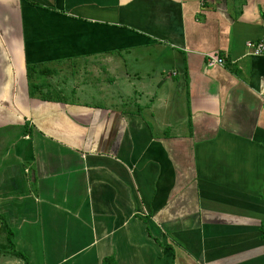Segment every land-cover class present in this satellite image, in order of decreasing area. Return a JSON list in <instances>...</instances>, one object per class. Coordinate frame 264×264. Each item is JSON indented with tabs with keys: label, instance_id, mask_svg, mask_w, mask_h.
Segmentation results:
<instances>
[{
	"label": "crops",
	"instance_id": "crops-1",
	"mask_svg": "<svg viewBox=\"0 0 264 264\" xmlns=\"http://www.w3.org/2000/svg\"><path fill=\"white\" fill-rule=\"evenodd\" d=\"M249 42L264 45V0H0V215L30 264H264V52ZM139 53L174 85L118 75ZM109 63L126 100L94 91ZM75 67L91 86L54 83ZM35 82L66 102L31 97Z\"/></svg>",
	"mask_w": 264,
	"mask_h": 264
},
{
	"label": "rangeland",
	"instance_id": "rangeland-1",
	"mask_svg": "<svg viewBox=\"0 0 264 264\" xmlns=\"http://www.w3.org/2000/svg\"><path fill=\"white\" fill-rule=\"evenodd\" d=\"M153 55H155L156 53L153 51L151 52ZM137 56L139 57L140 56V60L139 62L135 63L133 61V58H130V60L128 62H124L122 63V68L120 69L118 75L120 74V76L122 75V77L125 76V74H129V76H131L133 79V75L135 74V71H139L142 70L140 73L142 74H145V77H141V78H136L135 80L136 81H139L140 79H142V81L140 82V84H142L144 86L145 84V87L148 88V90L150 91H154V92H158L162 90V93L164 92L163 90V87L162 89H160V86H162L163 83L165 82H168L169 84H173L174 85V79L172 77H170V74L173 72V69H171V67H165V68H162V70L160 69L159 71H162L163 73L159 72H155V73H151V77H146V72L148 69H150V67L152 68H155L156 66V62L152 59L149 61H147V58L144 57L145 54L144 53H139L137 54ZM143 56V57H141ZM121 66V65H120ZM119 66V67H120ZM106 67V70L105 71H98L99 72V75L101 76V80H96V82H100L98 83L99 85L101 86H98V85H92L90 84V82L94 81L95 80V76H92L89 78L90 76V71H88V74L85 76V75H81L79 72H80V69H78V67H75V70H73V72L70 71V69L68 70V68L65 69V73L62 74L61 77L59 78H54V83H58L59 84V81H63V79H71V74H75L73 77V81L77 82L79 84V82L83 81V80H86L88 81V85H92L93 88H94V91H95V87H97L98 89H103L104 91H107L109 93H105V97L110 100H114V102L120 100V99H127L129 98V96L131 95H128L126 92L123 91L122 87H119V86H116V84L113 86V85H110L108 82L105 81L106 80H110L111 78H115L114 76H112V73H111V70H112V65L109 63L108 66H105ZM90 68V67H89ZM77 69L79 70V72L77 71ZM165 69V70H164ZM90 70V69H88ZM164 70V71H163ZM115 74V73H114ZM93 75V74H92ZM95 75V74H94ZM119 80H121V82H125V86H126V79H121V78H118ZM104 83H103V81ZM71 80V84H68L67 85V88H72L75 83ZM61 84V83H60ZM139 86V84H138ZM140 89V88H139ZM46 90V89H45ZM122 90V92L120 91ZM114 92V94H112ZM63 97L66 96V94H63L62 95ZM61 98V97H60ZM70 99H73V97L70 96ZM87 100H89V98H87V96H83L81 98V102H87ZM135 105L132 104V108H134ZM142 112L146 115H147V112L144 110V108H142ZM149 120L152 122L153 120L151 119V117L149 116L148 117ZM6 232L5 230L2 229L1 227V223H0V260L2 261H8V262H12L14 261V259H16L17 261H19L20 263H22L21 260L17 259V258H14L10 255H6L4 254L3 252L5 251V249L7 248L6 247ZM23 264V263H22Z\"/></svg>",
	"mask_w": 264,
	"mask_h": 264
},
{
	"label": "trees",
	"instance_id": "trees-1",
	"mask_svg": "<svg viewBox=\"0 0 264 264\" xmlns=\"http://www.w3.org/2000/svg\"><path fill=\"white\" fill-rule=\"evenodd\" d=\"M37 71V68L35 67V70L33 67H28V73H29V79L32 77V74ZM41 72L44 70H40ZM41 72L39 74H41ZM48 74L50 73V71H46ZM46 74V73H45ZM46 84H40L38 82L35 83H29V92L31 97H39L42 100H53V97H58V100H60V102H66V96L63 97L62 96V92L58 93L54 88H50L49 91L44 92L43 90L46 89ZM61 97V98H60ZM189 129L192 132V124L189 123ZM190 132V134H191ZM0 220L2 221L4 227L6 228V249L3 252L6 255H10L14 258H17L19 260H22L24 262V264H30L27 256L25 254H23L22 252L18 251L16 249V246L14 244V232L12 231V229L7 225L6 221L4 218H2V216L0 215ZM262 233H263V239H264V224L262 226L261 229ZM104 264H116V262L114 261V259H108L104 262Z\"/></svg>",
	"mask_w": 264,
	"mask_h": 264
},
{
	"label": "built area",
	"instance_id": "built-area-1",
	"mask_svg": "<svg viewBox=\"0 0 264 264\" xmlns=\"http://www.w3.org/2000/svg\"><path fill=\"white\" fill-rule=\"evenodd\" d=\"M247 47L254 55H261L264 52V45L262 43L259 44H254V43H247ZM224 61L222 59H215L211 58L208 61V66L209 67H214L216 65H223Z\"/></svg>",
	"mask_w": 264,
	"mask_h": 264
}]
</instances>
